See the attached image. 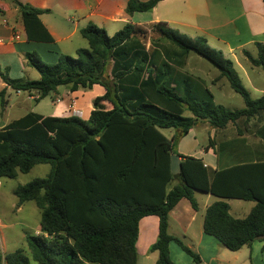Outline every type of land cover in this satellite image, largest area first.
Returning <instances> with one entry per match:
<instances>
[{
	"label": "trees",
	"instance_id": "16d2710c",
	"mask_svg": "<svg viewBox=\"0 0 264 264\" xmlns=\"http://www.w3.org/2000/svg\"><path fill=\"white\" fill-rule=\"evenodd\" d=\"M13 1L28 38L52 41L40 20L46 11ZM161 1L132 0L127 11L149 12ZM151 33L170 41L181 53H154L152 48L147 52ZM151 33L127 24L110 36L89 24L81 30L89 47L79 49L75 57L62 55L56 64L47 65L36 53L25 55L39 79H12L8 69L0 70L8 87L35 94L38 103L60 87L77 92L101 85L106 90L94 100L88 120L30 112L0 130V180L15 179L19 172L28 174L38 165L51 166L47 178L14 191L18 206L34 201L41 210L40 234L26 232L31 257L19 249L0 256V264H32V260L38 264H137L140 222L149 216L159 218L158 238L151 247L158 252L157 264H175L170 257L173 242L200 264V256L169 232L170 213L182 199L199 210L196 192L219 199L205 211V234L234 252L264 240V195L242 185L241 167L217 171L200 159L180 156L181 174L175 176L171 169L176 144L190 130L204 123L216 131L234 125L241 135L252 118L264 115V95L252 98L234 63L205 38H192L166 23L154 25ZM151 42L160 45V39L151 38ZM258 48L256 58L247 56L253 66L264 70V45ZM191 52L220 70L218 79L228 80L243 97L244 108L230 110L216 104L206 81L184 71ZM0 105L5 111L7 89L0 92ZM162 130L176 134L169 138ZM215 142L210 140L207 150ZM233 199L253 201L256 206L237 219L226 202Z\"/></svg>",
	"mask_w": 264,
	"mask_h": 264
},
{
	"label": "crops",
	"instance_id": "0c3cea01",
	"mask_svg": "<svg viewBox=\"0 0 264 264\" xmlns=\"http://www.w3.org/2000/svg\"><path fill=\"white\" fill-rule=\"evenodd\" d=\"M16 1L34 9L46 11L40 16V20L53 40L29 39L21 12L14 1L0 0V22L4 19L9 22L8 26L0 24V38L5 41L0 45V70L8 69L13 77H22L28 73L25 60L27 53H36L47 64H56L62 55H71V53H77L79 49L88 48V41L82 37L81 30L89 24H94L104 29L108 35L113 36L124 29L127 24L142 27L151 32L154 25L166 23L172 29L192 38H205L209 45L212 44V48L221 51L225 57L227 54L231 55L241 67L244 65L241 58L249 60L247 53L256 58L259 54L258 44L264 45V0H163L152 11L133 14L127 11L128 3L132 0ZM136 1L148 2L150 0ZM14 32L20 34V41H14ZM32 32L36 33L34 30ZM152 34L154 36H149L147 41V52L152 48L151 51L154 53H181V50L170 41L161 38L156 33ZM151 38L160 39V45L152 46ZM260 78V74L252 77L256 89L259 87L256 83ZM4 89H7L8 106L2 112L0 105V130L30 113L27 112L18 118L12 116L11 110L14 105L10 104V97L11 92L15 91L0 78V92ZM97 89L99 91H96ZM259 89L264 95V87ZM88 91L71 92L67 88L61 99L56 96L57 105L55 113L51 116L70 117V105L75 102L77 109L81 111V118L88 120L94 110V100L103 96L106 90L101 85H95ZM15 93L18 96L28 94ZM31 95L28 94L31 99L37 101V96ZM108 107L112 108L110 105ZM250 122L249 125L242 127L241 135L238 127L234 125L220 131L212 129L211 137L216 135L218 137L215 146L208 150L200 146L198 137L192 129L176 144L175 155L200 159L205 167L217 171L241 167L239 180L242 185L254 188L264 195V115H258ZM205 125L210 129L207 123L195 128ZM171 131L166 135L169 138L176 134V131ZM191 136L194 140V147L191 151L185 152L184 148L189 144L187 140ZM3 180H0V187L3 186ZM15 190L12 191L13 201L10 209H2L1 212L9 216L14 213L15 220H10L8 215L0 216V239L4 251L8 242L11 241L10 236H13L14 241L18 239L26 242V232H30V216L27 218L21 215L25 210H30V202L18 206V198L14 197ZM205 195L202 204L197 201L198 211L187 199H182L177 204L170 213V234L181 239L188 248L198 254L201 258L200 264H264V240H257L251 246H245L234 252L223 246L215 237L204 233L205 211L219 200L211 194ZM226 202L230 206L231 215L237 219L248 216L256 206V202L239 199L226 200ZM233 212L244 213L243 218ZM154 217L156 216L146 217L140 222L137 245L143 238L146 254L156 243L159 234V218L153 219ZM40 232L41 225L34 233L40 234ZM170 255L175 264H196L186 257V253L175 242L170 245ZM174 255L175 258H173ZM157 261L158 258L156 263Z\"/></svg>",
	"mask_w": 264,
	"mask_h": 264
},
{
	"label": "rangeland",
	"instance_id": "374dc122",
	"mask_svg": "<svg viewBox=\"0 0 264 264\" xmlns=\"http://www.w3.org/2000/svg\"><path fill=\"white\" fill-rule=\"evenodd\" d=\"M149 36H154V35L151 33ZM210 46H212V44H210ZM69 56L75 57L76 53H71V55ZM226 57L227 59H230L234 62V67L236 71L238 72L239 76L241 77L243 85L250 92L252 98L258 99L262 97L263 94L260 92L259 88L264 87L263 68L254 67L249 62V60H247L246 58H241L244 64L243 67H241L231 57V55L227 54ZM44 63L46 64V62ZM185 72L195 77H199L208 83V88L214 95L216 104L222 105L230 110H239L245 107V102H244L243 97L237 94L231 88L226 78L218 79L220 78V74H221L220 70L206 58L200 56L199 54L195 52L190 53L187 66L185 68ZM258 73L260 74L261 78L258 81L259 84L256 83V85L259 86L257 87L258 89H256V87L253 84L254 81L252 77L254 78L255 75H259ZM9 76L13 79H20L24 77L25 79L37 80L40 78L38 71L31 68L30 66H28V73H25V75H23L22 77H13V75H10V73H9ZM66 89H67L66 87H60L57 92H52L47 98L40 101L39 103H37V101H35L34 99H31L30 96H28V94H23L22 96H18L15 92H11L10 104L14 105L11 110V114L15 118H18L19 116H22L23 114L27 112L34 111L36 113L51 116L52 114L55 113V109L57 105L56 96L57 98L61 99L62 98L61 96ZM88 90L90 89H87V90L80 89L79 91L89 92ZM96 91H99V90L97 89ZM193 131H194L193 133H195V135H197L198 137L200 146L201 147L203 146L204 149L208 148V146L210 145V140L216 141V138L218 137L217 135L211 137L212 129L211 128L209 129L207 125L194 128ZM162 132L165 135H168V133L172 131L162 130ZM187 141L189 144L186 145V147L184 148L185 152L191 151L194 147V140L192 136L188 138ZM50 172H51L50 165H38L34 167L32 171L28 174L19 172L18 177L15 179L5 178L3 180V186L0 187V216L8 215L10 220H15L14 213H12L10 216L9 214L1 213L2 209H10V206L13 201L12 191L36 179L47 178ZM173 186L174 184L172 185V187ZM14 197L17 199L16 196ZM205 197L206 195L202 192L195 193V199L200 204H202L201 202L202 200H204ZM234 214H237V216H241V217L244 215V213H234ZM21 215L27 218L28 216H30V221H29L30 222V233H34L35 230L40 226V219H41V210L37 207L36 203L34 201H31L30 210L28 209L25 210ZM153 219H158V218L154 217ZM0 236H1V231H0ZM10 237H11V241L8 242L5 251L2 249L3 246L1 244V239H0V256H4L5 254H8L18 249H23L25 254L31 257V252L25 241H19L18 239L14 241L13 236H10ZM144 245H145L144 239L141 238L139 245H137V250H138V263L137 264H157L156 260L158 258V252H152L150 249L148 254H146L147 251L144 248ZM186 255H187L186 257L190 259V261H193L192 257H190L188 254ZM173 258H175V255L173 256ZM32 264H38V263L32 260Z\"/></svg>",
	"mask_w": 264,
	"mask_h": 264
},
{
	"label": "built area",
	"instance_id": "2783aa9c",
	"mask_svg": "<svg viewBox=\"0 0 264 264\" xmlns=\"http://www.w3.org/2000/svg\"><path fill=\"white\" fill-rule=\"evenodd\" d=\"M0 24L3 26H8L9 22L7 19H4L0 22ZM13 39H14V41H20L21 40L20 34H18L17 32H14L13 33ZM3 43H5V41L0 38V45ZM58 102H60V101L58 100ZM69 111H70V114L72 116L81 118V111L79 109H77L75 102L71 103Z\"/></svg>",
	"mask_w": 264,
	"mask_h": 264
},
{
	"label": "water",
	"instance_id": "95a60500",
	"mask_svg": "<svg viewBox=\"0 0 264 264\" xmlns=\"http://www.w3.org/2000/svg\"><path fill=\"white\" fill-rule=\"evenodd\" d=\"M171 169L173 175L177 176L181 174L182 164L181 158L178 155L173 154L171 156Z\"/></svg>",
	"mask_w": 264,
	"mask_h": 264
}]
</instances>
